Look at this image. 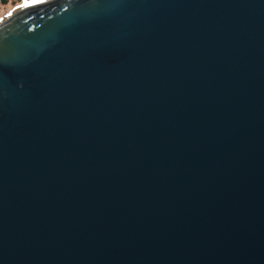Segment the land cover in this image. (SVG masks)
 <instances>
[{"label": "water", "instance_id": "1", "mask_svg": "<svg viewBox=\"0 0 264 264\" xmlns=\"http://www.w3.org/2000/svg\"><path fill=\"white\" fill-rule=\"evenodd\" d=\"M0 264H264V0L0 22Z\"/></svg>", "mask_w": 264, "mask_h": 264}, {"label": "rangeland", "instance_id": "2", "mask_svg": "<svg viewBox=\"0 0 264 264\" xmlns=\"http://www.w3.org/2000/svg\"><path fill=\"white\" fill-rule=\"evenodd\" d=\"M48 1L50 0H45L43 2H48ZM43 2H40V3H43ZM11 5H12V0H8V4L5 7L0 5V22H2L6 17L9 16L8 15L9 12H12L13 14V13L18 12L19 8H23V7H18L19 5H15V6H11Z\"/></svg>", "mask_w": 264, "mask_h": 264}, {"label": "snow or ice", "instance_id": "3", "mask_svg": "<svg viewBox=\"0 0 264 264\" xmlns=\"http://www.w3.org/2000/svg\"><path fill=\"white\" fill-rule=\"evenodd\" d=\"M43 2V0H23V3L18 7H31L33 4ZM9 16L12 15V12L8 13Z\"/></svg>", "mask_w": 264, "mask_h": 264}, {"label": "trees", "instance_id": "4", "mask_svg": "<svg viewBox=\"0 0 264 264\" xmlns=\"http://www.w3.org/2000/svg\"><path fill=\"white\" fill-rule=\"evenodd\" d=\"M45 1V0H43ZM23 3V0H12V5L11 6H15V5H21ZM8 4V0H0V5L5 7Z\"/></svg>", "mask_w": 264, "mask_h": 264}]
</instances>
